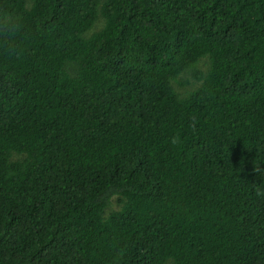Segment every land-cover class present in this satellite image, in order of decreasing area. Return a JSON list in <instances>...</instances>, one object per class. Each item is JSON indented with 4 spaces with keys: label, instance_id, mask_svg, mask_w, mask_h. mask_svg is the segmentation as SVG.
Wrapping results in <instances>:
<instances>
[{
    "label": "trees",
    "instance_id": "trees-1",
    "mask_svg": "<svg viewBox=\"0 0 264 264\" xmlns=\"http://www.w3.org/2000/svg\"><path fill=\"white\" fill-rule=\"evenodd\" d=\"M5 12L0 264H264V0Z\"/></svg>",
    "mask_w": 264,
    "mask_h": 264
},
{
    "label": "clouds",
    "instance_id": "clouds-1",
    "mask_svg": "<svg viewBox=\"0 0 264 264\" xmlns=\"http://www.w3.org/2000/svg\"><path fill=\"white\" fill-rule=\"evenodd\" d=\"M0 19L4 20V21H9V15L8 13H0ZM258 195H264V193H260L258 192ZM123 255H125V250H121L120 253L118 254V257L116 259V264H119V260L120 258L123 257Z\"/></svg>",
    "mask_w": 264,
    "mask_h": 264
},
{
    "label": "rangeland",
    "instance_id": "rangeland-1",
    "mask_svg": "<svg viewBox=\"0 0 264 264\" xmlns=\"http://www.w3.org/2000/svg\"><path fill=\"white\" fill-rule=\"evenodd\" d=\"M102 24H103V21L100 20V21L98 22V24L95 26V28H94L92 31H94V30L98 29L99 27H101ZM92 31H91V32H92ZM91 32H90V33H91ZM176 87H177L180 91H183V90L185 89L184 86H180V85H176Z\"/></svg>",
    "mask_w": 264,
    "mask_h": 264
}]
</instances>
